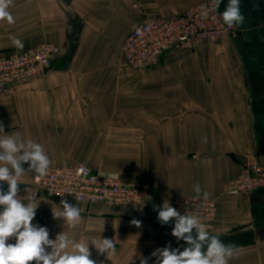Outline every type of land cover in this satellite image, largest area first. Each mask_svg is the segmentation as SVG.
Instances as JSON below:
<instances>
[{"label": "crops", "instance_id": "crops-1", "mask_svg": "<svg viewBox=\"0 0 264 264\" xmlns=\"http://www.w3.org/2000/svg\"><path fill=\"white\" fill-rule=\"evenodd\" d=\"M203 1L13 0L15 23L0 21V55L45 43L60 53L45 76L0 92V135L19 134L41 144L51 165H86L143 196L122 206L71 201L82 209L80 223L60 220L50 239L64 231L77 242L113 239L111 260L89 244L90 258L103 264H140L169 244L183 251L186 243L171 235L174 221L162 225L153 209L197 197L199 184L200 197L207 192L217 203L208 232L236 246L228 264H264V187L250 195L222 191L249 157L264 167V0H241L245 22L236 36L168 52L145 70L125 62L124 44L136 25L182 15ZM23 167L18 198L57 203L39 214L61 210L43 192L47 199L38 196L36 173Z\"/></svg>", "mask_w": 264, "mask_h": 264}, {"label": "clouds", "instance_id": "clouds-1", "mask_svg": "<svg viewBox=\"0 0 264 264\" xmlns=\"http://www.w3.org/2000/svg\"><path fill=\"white\" fill-rule=\"evenodd\" d=\"M212 3L218 9L222 0H212ZM12 5L13 0H0V21L15 23L8 10ZM201 15L207 16V9L203 6ZM220 15L229 29L242 26L245 22L241 0H228ZM11 39L15 46L23 47L18 38ZM0 133H5L2 122ZM24 164L29 165L27 172H34L40 178L48 175L51 160L39 143L25 141L19 134L0 135V264H103V261L90 258V243L95 246L99 255H106L111 260L115 254L113 239L77 242L64 232L57 234L55 239H50L47 227L33 223L39 202L35 197L27 203L18 198L20 178L26 174ZM4 183L8 186L7 191L3 189ZM194 191L199 198V184L194 186ZM202 195L204 199L208 198L207 192ZM60 204L62 209L53 210V218L63 220L69 227L74 228L82 219V209L64 199ZM153 210L158 212L157 218L162 225L174 221L171 235L177 242L184 241L187 247L183 251L172 248L170 244L157 248L150 257L141 258L140 264H149V259L153 257L154 264H228L236 246L224 243L219 236L210 235L198 216L182 215L169 203H163L162 207L154 206ZM130 223L138 228L141 226V221L136 219ZM12 240L14 243L9 242ZM48 248H51L50 252ZM69 248L71 251H67Z\"/></svg>", "mask_w": 264, "mask_h": 264}, {"label": "built area", "instance_id": "built-area-1", "mask_svg": "<svg viewBox=\"0 0 264 264\" xmlns=\"http://www.w3.org/2000/svg\"><path fill=\"white\" fill-rule=\"evenodd\" d=\"M202 6L207 16H202ZM212 0H206L182 15L147 17L136 25L124 44V57L128 67L145 70L158 64L163 56L174 50H194L204 43H214L238 35V27L228 28ZM60 53L57 45L45 43L25 52L0 55V92L19 81L45 76ZM36 188L49 198L61 202L77 201L109 206L135 204L143 200L138 187L124 183L120 178L92 168L77 165H50L47 176L34 177ZM264 187V167L256 158L249 157L238 177L226 182L222 191L226 195H250ZM71 192L72 194H69ZM182 215H196L211 230L216 217L215 200L182 197L169 203Z\"/></svg>", "mask_w": 264, "mask_h": 264}, {"label": "rangeland", "instance_id": "rangeland-1", "mask_svg": "<svg viewBox=\"0 0 264 264\" xmlns=\"http://www.w3.org/2000/svg\"><path fill=\"white\" fill-rule=\"evenodd\" d=\"M35 190H36V193L38 194L39 197L45 198L43 196L42 192L39 191L36 188V186H35ZM45 199H47V198H45ZM48 201H46L45 203L40 202L38 204V207H37V210H36V216H35V218L33 220V223L34 224H40L41 223V226L47 227L49 229V237H50L51 235H54L56 231L59 230V227L61 226V221L54 219L53 218V213L50 212L49 210H48L47 214H43V213L39 214L41 212L40 209L43 208V206H52V205H56L57 204V203H54L52 201L49 203ZM64 233H65V231H64ZM67 235L69 236L70 234H67ZM48 250H50V248H48Z\"/></svg>", "mask_w": 264, "mask_h": 264}]
</instances>
